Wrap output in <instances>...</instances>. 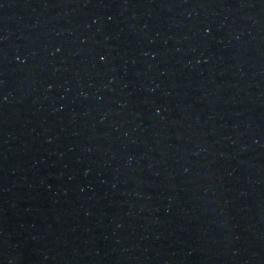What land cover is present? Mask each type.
<instances>
[{
    "label": "water",
    "instance_id": "1",
    "mask_svg": "<svg viewBox=\"0 0 264 264\" xmlns=\"http://www.w3.org/2000/svg\"><path fill=\"white\" fill-rule=\"evenodd\" d=\"M0 264H264V0H0Z\"/></svg>",
    "mask_w": 264,
    "mask_h": 264
}]
</instances>
